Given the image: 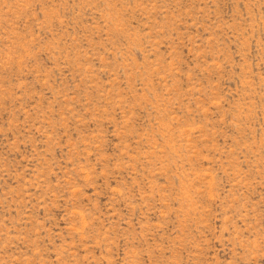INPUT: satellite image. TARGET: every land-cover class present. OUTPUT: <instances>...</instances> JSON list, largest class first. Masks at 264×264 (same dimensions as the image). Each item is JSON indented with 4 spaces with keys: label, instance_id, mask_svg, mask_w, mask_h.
<instances>
[{
    "label": "rangeland",
    "instance_id": "obj_1",
    "mask_svg": "<svg viewBox=\"0 0 264 264\" xmlns=\"http://www.w3.org/2000/svg\"><path fill=\"white\" fill-rule=\"evenodd\" d=\"M0 264H264V0H0Z\"/></svg>",
    "mask_w": 264,
    "mask_h": 264
}]
</instances>
